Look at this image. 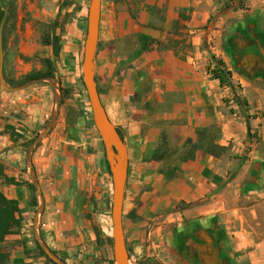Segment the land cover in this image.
Instances as JSON below:
<instances>
[{
	"label": "crops",
	"instance_id": "1",
	"mask_svg": "<svg viewBox=\"0 0 264 264\" xmlns=\"http://www.w3.org/2000/svg\"><path fill=\"white\" fill-rule=\"evenodd\" d=\"M104 4L102 0L96 83L100 86L99 77L112 79L108 97L101 100L105 109V100L117 107L115 119L108 117L129 153L125 204L137 182L132 177L144 178L147 199L154 195L166 209L182 207L176 217L187 229L185 234H191L193 244L188 246L196 251L191 264H240L241 253L254 246L255 236L246 230L248 220L238 217L239 211L249 210L254 223L259 217L254 211L264 204V156L251 143L258 132L264 148V127L256 131V121L240 102L260 94L256 87L264 81L263 15L230 10L227 0H106ZM28 69L24 66L25 75ZM214 71L224 84L213 78ZM46 92L42 89L40 95ZM29 94L32 91L0 92V164L9 177H28L31 182L29 163L19 148L25 141L16 144L12 139L13 126L25 131L30 126L18 125L13 115L28 105L38 129L50 107L48 101L33 106L26 100ZM96 142L94 150L83 151L73 163L81 185L91 165L101 159L102 144ZM209 143L225 151L209 155ZM160 151L164 156L151 168V158ZM169 154L174 162L168 160ZM51 159L52 155L35 159L36 174L45 176ZM171 173L174 179L169 182ZM66 179L44 182L39 234L53 253L76 258L73 246L82 240L83 231L74 217L77 191L68 190ZM0 191L18 203L22 216L20 231L7 237L1 248L10 254L11 264L34 263L37 213L33 218L27 186H9L0 177ZM236 217L241 223L232 220ZM219 219L225 224L221 229Z\"/></svg>",
	"mask_w": 264,
	"mask_h": 264
},
{
	"label": "rangeland",
	"instance_id": "2",
	"mask_svg": "<svg viewBox=\"0 0 264 264\" xmlns=\"http://www.w3.org/2000/svg\"><path fill=\"white\" fill-rule=\"evenodd\" d=\"M2 2L8 11L3 31L5 83L9 87L17 88L32 82L27 81L26 78L33 73L49 72L53 74L50 79L53 81L54 88L48 82H42L22 90L32 91L26 100L30 101L33 106H41L45 104V101H48L50 111L42 126L38 129L35 128V119L29 112L28 105H22L23 108L16 109L13 115L16 117L18 125L30 126L26 131L17 125L13 126L12 132V139L16 144L19 141H25L19 146L25 164L28 162L31 149L40 140L53 117L56 108L55 93L61 99L59 115L53 128L44 139L37 143L31 157L33 164L35 159L50 158L52 155V166L45 176L38 173L37 175L34 167L33 171L41 188L42 196V187H45L44 182L48 178L49 180H64L67 177L68 190L77 191L79 204L74 212V217L78 220L77 223L83 233L82 240L73 246L76 251L73 256L76 258H72L68 254H60V252L57 253L58 255L56 253L54 255L64 264H109V259L114 261L113 249L110 255L103 252L98 247L99 241L96 240V236L100 231L102 235L112 239V178L108 174L105 149L94 126L88 95L82 80V59L91 0H2ZM104 2L106 7V0ZM227 4L229 5L228 9L241 10L245 16H249V12L253 11L263 15L264 18V0H227ZM4 15L5 12L0 7V24ZM47 35H50L52 40L57 41L61 46L58 58L53 56L52 48L44 44ZM24 66L29 67L27 75L24 74ZM6 68L7 71H5ZM16 75L19 78H16ZM227 77L229 78L228 75ZM99 79L100 86L98 88L102 92L100 97L107 98L112 79L104 80L101 77ZM259 83L256 88L259 89L260 94L255 92V95L249 100L240 101L243 111L251 113L250 117L256 121L258 127L256 131L264 127V81ZM42 89L47 92L40 95ZM33 91H35L34 94ZM0 92L8 93L1 86ZM104 102H106L105 110L108 116L115 119L117 107L110 105L107 100ZM123 130L124 126L121 128L122 132ZM16 131H22L23 135ZM257 133L252 135L251 143L254 142L257 145V151H261L264 156V148L260 142L261 136L259 137ZM47 140L49 141L47 142ZM95 141L102 144V156L94 165H91L89 176L84 185H81V182H77L79 172L74 169L73 163L83 151L94 150L93 143ZM140 155L142 158L145 157L144 153ZM167 156L170 162H174L172 155ZM139 157L138 159H140ZM132 170L134 173V166H132ZM23 174L25 177L27 176L26 171ZM26 178H21L18 181L27 186L34 208L32 214L34 218L36 213L38 215L40 202L35 187ZM132 179H136L137 182L132 184L133 190L125 204L123 217L130 264H191L184 254L185 247L181 246V240L186 236L187 229L181 227V223L176 217L182 207L166 209L162 203L156 201L154 195L147 199L145 191H148V188L144 187L146 183L144 178V184L142 179L134 177ZM28 185H31L33 189H30ZM134 186L137 187L134 188ZM250 205L253 206L246 204L247 207ZM44 209L45 207L42 213ZM255 212L259 217L254 220V223H251L249 210H245L243 214L239 211L241 215L238 217L248 220V224H245V227L248 228L246 230L255 236L254 246H249L241 253L240 264H264V249H260L261 240L264 239V230H262L264 223L262 226L258 225L259 222H264V204ZM238 217L232 220L239 223ZM222 220H218L217 229L224 227L225 224L223 225ZM38 232H40L39 225ZM33 240H35L34 237ZM37 245L38 250L36 249L34 252L37 257L31 264H55L47 255H40L39 249L41 248L39 244Z\"/></svg>",
	"mask_w": 264,
	"mask_h": 264
},
{
	"label": "water",
	"instance_id": "3",
	"mask_svg": "<svg viewBox=\"0 0 264 264\" xmlns=\"http://www.w3.org/2000/svg\"><path fill=\"white\" fill-rule=\"evenodd\" d=\"M0 7L5 12V15L0 24V86L6 92H10V93L22 91L31 85L42 82H48L51 86H53V81L50 78L32 81L22 87H17V88L9 87L5 83L4 75H3V58H4L3 31H4V26L6 23L8 11L3 6L2 0H0ZM101 9H102V0H91L88 11V24H87V32H86V39H85L83 59H82V80L84 87L86 89V93L88 95L89 104L93 115L94 126L102 140L105 149V156H106L108 168L112 178L113 227H112L111 237H112L114 263L130 264L129 253L126 244L124 222H123L125 193H126L128 169H129V153L123 137L119 133L117 127L113 125V123L110 121L108 117V114L102 103L96 83V62H97V52L99 45ZM55 98H56V108L53 117L51 118L50 123L46 128V130L42 133L39 141H41L42 139H44V137L48 135V133L51 131L58 118L59 109L61 106V99L57 93H55ZM38 142L34 144L33 148L29 153V158H28L31 183L33 184V186L35 187L38 193V198L40 202V207L35 222L36 239L41 250L44 252L45 255H47L52 260L53 263L64 264L56 258V256L52 251L48 249V247L42 241L38 232L39 220L42 215L44 203H43L41 188L36 180L33 171V164L31 158L32 152L35 149Z\"/></svg>",
	"mask_w": 264,
	"mask_h": 264
},
{
	"label": "trees",
	"instance_id": "4",
	"mask_svg": "<svg viewBox=\"0 0 264 264\" xmlns=\"http://www.w3.org/2000/svg\"><path fill=\"white\" fill-rule=\"evenodd\" d=\"M44 44L46 46H49L53 50V56L55 58L59 57V54L61 52V46L58 44L57 41H53L50 35L45 36ZM47 62V61H46ZM49 64V62H47ZM52 73H44V72H37L33 73L32 75H28L26 78L27 81H33L43 78H52ZM213 78L217 79L221 82V85L225 83L224 79L222 78L221 74L218 71L213 72ZM99 94L102 95L101 90L98 88ZM22 139V137H19ZM191 141H189L190 143ZM208 150L206 151L209 155L218 156V152H223L225 149L217 147L214 144H210L207 147ZM165 152H155V155L151 158L150 162L151 165H149L151 168H155L156 166L154 164L160 162L161 158L164 156ZM156 162V163H155ZM157 165V164H156ZM168 170V169H167ZM170 171V169H169ZM168 172V171H167ZM171 172V171H170ZM108 174L109 169H108ZM0 177L3 179L4 183L6 185H22L15 177H9L6 171V168L0 164ZM167 177L169 182H171L174 177H172L171 174H167ZM30 189H33L31 185H28ZM176 185L169 186L170 189H175ZM22 227V216H21V210L19 208V205L16 201L8 199L1 191H0V264H11L10 254L4 252V250L1 248V244L5 241L7 237L16 235ZM99 235L97 234L96 240L99 241L98 247L103 250L107 255L111 254L112 250V239L110 237H106L102 235L100 231H98ZM40 250V255L45 256L44 252ZM29 252L27 251V255ZM109 264H114V261L109 259Z\"/></svg>",
	"mask_w": 264,
	"mask_h": 264
},
{
	"label": "flooded vegetation",
	"instance_id": "5",
	"mask_svg": "<svg viewBox=\"0 0 264 264\" xmlns=\"http://www.w3.org/2000/svg\"><path fill=\"white\" fill-rule=\"evenodd\" d=\"M186 236H184V239L185 240H189V241H182L181 242V246H184L185 247V253L184 254H186V256L188 257V259L190 260V261H192V258H193V256H195V253H196V251H194L193 249H192V247H193V245H190V246H188V243L189 242H192L190 239H188L189 238V236L191 235V234H185ZM192 244H193V242H192Z\"/></svg>",
	"mask_w": 264,
	"mask_h": 264
}]
</instances>
